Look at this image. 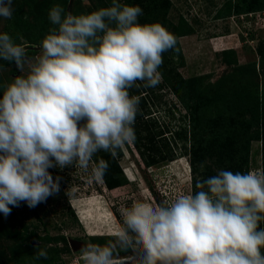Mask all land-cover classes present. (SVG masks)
I'll return each mask as SVG.
<instances>
[{
  "label": "clouds",
  "instance_id": "1",
  "mask_svg": "<svg viewBox=\"0 0 264 264\" xmlns=\"http://www.w3.org/2000/svg\"><path fill=\"white\" fill-rule=\"evenodd\" d=\"M15 0H0L10 20ZM143 10L111 0L87 14L49 9L53 25L29 57L25 46L0 31V61L20 72L0 97V213L25 202L35 208L56 196L62 177L51 168L75 167L101 182L108 161L135 139L139 98L129 90L156 87L163 54L177 39L158 22L140 23ZM22 40V37L20 38ZM0 65V69H2ZM195 192L152 206L120 209L113 241L80 248L81 264H117V250L136 252V264H264V171L220 169L197 181ZM75 188L65 190L69 203ZM35 260L47 259L40 248Z\"/></svg>",
  "mask_w": 264,
  "mask_h": 264
},
{
  "label": "rangeland",
  "instance_id": "2",
  "mask_svg": "<svg viewBox=\"0 0 264 264\" xmlns=\"http://www.w3.org/2000/svg\"><path fill=\"white\" fill-rule=\"evenodd\" d=\"M120 2L139 6L140 23L158 22L177 39L163 54L160 83L138 81L129 90L139 98L136 139L115 158L103 151L94 156L109 163L101 182L75 167L51 168L54 179L62 177L58 195L35 208L10 206L7 217L0 213V264H81L82 244L113 241L121 208L135 201L159 206L195 192L197 181L220 169L264 171V0ZM56 4L79 15L111 0H15L12 18H0V31L35 57L53 27L48 13ZM0 65L3 91L20 72L15 64ZM66 188H75L72 203ZM38 245L46 260L34 259ZM121 257H129L122 264H136L133 249L114 253Z\"/></svg>",
  "mask_w": 264,
  "mask_h": 264
},
{
  "label": "crops",
  "instance_id": "3",
  "mask_svg": "<svg viewBox=\"0 0 264 264\" xmlns=\"http://www.w3.org/2000/svg\"><path fill=\"white\" fill-rule=\"evenodd\" d=\"M129 260V257H126V258H123V257H121V258H116L115 260L116 261H118L119 262V264H122V263H125L126 261H124V260Z\"/></svg>",
  "mask_w": 264,
  "mask_h": 264
},
{
  "label": "trees",
  "instance_id": "4",
  "mask_svg": "<svg viewBox=\"0 0 264 264\" xmlns=\"http://www.w3.org/2000/svg\"><path fill=\"white\" fill-rule=\"evenodd\" d=\"M180 48V47H179ZM180 53H181V56H183V53H182V50H181V48H180ZM209 138V137H208Z\"/></svg>",
  "mask_w": 264,
  "mask_h": 264
},
{
  "label": "water",
  "instance_id": "5",
  "mask_svg": "<svg viewBox=\"0 0 264 264\" xmlns=\"http://www.w3.org/2000/svg\"><path fill=\"white\" fill-rule=\"evenodd\" d=\"M72 247L76 248V246H75V245H72Z\"/></svg>",
  "mask_w": 264,
  "mask_h": 264
}]
</instances>
